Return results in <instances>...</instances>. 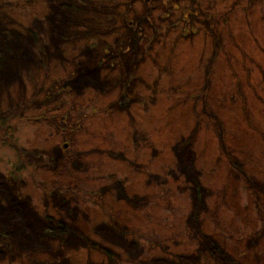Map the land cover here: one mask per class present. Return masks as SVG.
<instances>
[{"label":"rangeland","instance_id":"1","mask_svg":"<svg viewBox=\"0 0 264 264\" xmlns=\"http://www.w3.org/2000/svg\"><path fill=\"white\" fill-rule=\"evenodd\" d=\"M0 26L30 61L0 48V264H264V0H0Z\"/></svg>","mask_w":264,"mask_h":264},{"label":"trees","instance_id":"2","mask_svg":"<svg viewBox=\"0 0 264 264\" xmlns=\"http://www.w3.org/2000/svg\"><path fill=\"white\" fill-rule=\"evenodd\" d=\"M61 6L64 8V9H66V10H72V8H73V6L71 5V3H66V4H61ZM65 23L64 22H62V25H64ZM2 29H3V27L2 26H0V48H4L5 46H6V50H7V54H5L6 56H2L3 58H4V63L5 62H7L8 60L12 63V64H10V65H14L16 68H21V66H23V64H25V63H30V61H28L26 58H25V56H23L22 55V51L19 49V48H15L14 47V50H13V52L12 53H9V50L7 49V41L5 40V38L3 37V35L4 34H2ZM31 33H32V35L33 36H35L34 35V32L31 30ZM57 33H59L58 35H56L55 37H54V39H53V41H56L57 40V37H62L63 36V33H60V31H58ZM64 37V36H63ZM11 42V41H10ZM9 43V42H8ZM23 53H24V51H23ZM32 56H33V53H31V52H29ZM47 53H48V51L46 52V55H47ZM3 63V64H4ZM9 65V64H8ZM14 66H9L7 69H3V70H6L4 73H2L4 76H7V74L11 71V70H15V67ZM2 67H4V65L2 66ZM0 70H2L1 68H0ZM14 72V71H13ZM9 74H11V72L9 73ZM194 137V136H193ZM190 139H188L187 141H189ZM233 164H236V163H233ZM14 198H16V197H14ZM17 199V198H16ZM24 201H28V200H24ZM12 202H13V200L11 199V200H9L8 201V203H9V206H8V208H6V207H4L3 205H0V211H8L10 214H11V211H12ZM202 204V203H201ZM201 204H199L198 205V207L201 205ZM12 225V224H11ZM10 222H3V221H1L0 220V231L2 232V230L1 229H8L9 231L7 232V234L5 235V236H8V238H9V234H10ZM46 231H48V232H46ZM55 231V229H52V230H48V229H45V230H43V231H41L40 233L42 234H40V238H42L41 236H43L44 238L42 239V240H46L47 242H49V243H51L50 242V240H48V238H52V237H54L55 235H56V233L54 232ZM119 232H121L122 233V231H119ZM1 235V234H0ZM12 237H13V240L14 241H17V242H20V240L21 239H23V238H27L26 240H29L30 239V237L31 236H29V237H23V238H18L17 240H16V238H14V235H12ZM208 239V240H207ZM10 240V239H9ZM12 240V239H11ZM12 240V241H13ZM2 241V240H1ZM214 242V239H212L211 237H209V236H207V238H206V242ZM2 243H3V245H5L6 244V242L5 241H2ZM80 243H82V242H80ZM208 246H211V245H213L212 243L211 244H207ZM2 249H5V247H2ZM4 254H3V256H7L10 252H6L5 250L4 251H2ZM214 254L217 256V257H219L221 260H225V262H224V264H233L234 262H233V260H231V257L232 256H230V254H227V256L226 257H224V255L220 252L219 253V251H214ZM159 261H162V263H158ZM143 264H165V261H164V258L163 257H155V258H153V259H151L150 260V262H145V263H143ZM236 264V263H235Z\"/></svg>","mask_w":264,"mask_h":264}]
</instances>
